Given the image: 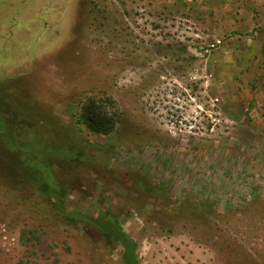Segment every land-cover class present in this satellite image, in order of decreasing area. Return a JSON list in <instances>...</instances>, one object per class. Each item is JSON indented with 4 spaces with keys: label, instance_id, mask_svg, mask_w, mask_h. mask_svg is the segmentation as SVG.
<instances>
[{
    "label": "rangeland",
    "instance_id": "rangeland-1",
    "mask_svg": "<svg viewBox=\"0 0 264 264\" xmlns=\"http://www.w3.org/2000/svg\"><path fill=\"white\" fill-rule=\"evenodd\" d=\"M259 91L264 0H0V264H123L64 210L137 264H264ZM91 96L112 133L77 120Z\"/></svg>",
    "mask_w": 264,
    "mask_h": 264
},
{
    "label": "trees",
    "instance_id": "trees-1",
    "mask_svg": "<svg viewBox=\"0 0 264 264\" xmlns=\"http://www.w3.org/2000/svg\"><path fill=\"white\" fill-rule=\"evenodd\" d=\"M185 50L186 47H182L180 51L181 53H184ZM119 117V111L112 100L103 97L91 96L82 104L81 110L77 115V120L84 124L90 133L108 135L114 131L116 124H118ZM96 148L99 149V147ZM110 150L111 149L107 148L105 152L108 154L110 153ZM58 154V157H67L71 159L70 155L66 151L64 154L62 152ZM31 174L32 173H28L26 177H23L25 184L26 182L27 184H34L37 191L41 192L46 197L50 196L54 202L58 203L57 205L60 206L59 203L63 201L62 196L65 191L61 188H53V186H55L53 175L51 176V182L43 180L38 183L32 180ZM155 188L151 185L146 186V190L148 192H156L154 190ZM62 208L64 207L62 206ZM64 211L68 214L69 218L75 222L83 220L90 221L94 228L99 230L117 245H120L122 249L121 259L123 264H137L135 257V243L122 231L116 220L110 221V217L106 215H102L100 218L92 219L84 215L82 212Z\"/></svg>",
    "mask_w": 264,
    "mask_h": 264
},
{
    "label": "crops",
    "instance_id": "crops-1",
    "mask_svg": "<svg viewBox=\"0 0 264 264\" xmlns=\"http://www.w3.org/2000/svg\"><path fill=\"white\" fill-rule=\"evenodd\" d=\"M251 75L255 76L254 73L252 72ZM248 78V77H247ZM254 104H255V114L259 115L263 113L264 115V95L259 91L255 96H254ZM257 117L255 119V124L258 126H263L264 124V116Z\"/></svg>",
    "mask_w": 264,
    "mask_h": 264
}]
</instances>
